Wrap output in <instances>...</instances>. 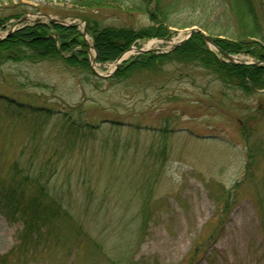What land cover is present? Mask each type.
<instances>
[{
    "label": "rangeland",
    "instance_id": "374dc122",
    "mask_svg": "<svg viewBox=\"0 0 264 264\" xmlns=\"http://www.w3.org/2000/svg\"><path fill=\"white\" fill-rule=\"evenodd\" d=\"M139 1L82 6L73 0H0V19L11 18L0 29V42L13 29L34 26L36 19L48 24L45 16H50L76 26L92 73L107 76L114 64H93L97 52L85 20L100 27H147L151 21ZM184 4V11L171 16L177 27L169 28L170 39L201 29L200 24L215 36L236 37L235 24L214 10L216 0ZM19 14L31 21L16 26L19 19L13 16ZM153 40L158 38L138 48ZM157 46L152 50L171 49L167 42ZM230 55L247 65L259 62ZM102 79L97 88L61 61L0 65V179L12 175L15 163L48 161L56 135L51 122L35 136L29 119L6 111L8 100L56 114L82 104L87 120L101 129L97 141L54 160L59 169L50 183L87 234L102 244L101 259L87 258L83 240H61L57 247L53 240L62 234L57 231L44 245L15 254L13 264H108L107 255L125 264H264L263 92L248 98L225 90L198 65L165 66L122 84ZM34 148L50 154L31 156ZM22 231L21 222L0 212V257L16 251Z\"/></svg>",
    "mask_w": 264,
    "mask_h": 264
},
{
    "label": "trees",
    "instance_id": "16d2710c",
    "mask_svg": "<svg viewBox=\"0 0 264 264\" xmlns=\"http://www.w3.org/2000/svg\"><path fill=\"white\" fill-rule=\"evenodd\" d=\"M73 1L82 6L83 4L92 6L94 3L100 4L102 0ZM139 2L140 11L148 15L151 21V25L147 27L140 29L100 27L97 22L85 20L87 33L92 36L98 55L97 63L103 65L114 62L132 46L140 47L142 41L151 38H169L172 34L169 28L177 27V24L171 21V16L187 8L184 0H140ZM216 2L219 5L215 6L214 10L222 12L223 16H228V19L235 24L236 37L234 34H228L230 38H221L220 35L212 34L213 32L206 26L200 24V28L210 34L216 46L223 52L233 55L246 54L263 63L262 65L226 63L209 50L201 35L195 34L185 45L171 53L163 55L146 53L130 59L106 81L122 84L143 73L158 74L165 66L198 65L214 75L225 90L236 91L248 98L261 92L264 94V11H262L264 0H216ZM21 16L22 14H19L13 18L20 19ZM10 19V17L0 19V29H3ZM73 50L75 52L72 54ZM69 52L70 56H63ZM7 61L35 64L43 61H61L68 69L79 71L88 83L97 88L99 83L104 81L92 73L83 36L75 26L65 27L50 22L16 31L7 40L0 42V65ZM6 111L29 119L27 123L33 126L35 136L38 132L43 133L44 128L53 122L56 135L53 155L48 161L36 166L32 161L29 162L30 165L15 163L11 167L12 175L0 179V212L8 220L23 224L20 245L11 255L0 257V264H13L15 254L28 252L40 243L44 245L52 240L53 234L57 231L62 233L53 240L57 247L61 244V240L67 239L68 242L79 239V243L83 240L87 245V250L84 252L87 258L98 256L101 259L100 254L104 253L102 244L87 234L84 226L65 208L60 199L62 194L50 187L52 178L58 174L57 161L58 163L62 161L66 154L73 153L78 146L83 148L89 142L97 141L101 129L87 120L82 104L66 107L64 112L56 114L52 109L43 111L38 107L30 110L22 104L8 100ZM262 116L264 117L263 114ZM248 119L253 120V117L250 115ZM242 131L244 137H250L248 129L243 128ZM35 139L34 137L33 141ZM31 152V156L39 152L44 156L50 154V151L41 148H34ZM55 159L57 161L54 162ZM105 257L108 264H125V259L114 260L108 255ZM131 264L138 263L131 261Z\"/></svg>",
    "mask_w": 264,
    "mask_h": 264
},
{
    "label": "water",
    "instance_id": "95a60500",
    "mask_svg": "<svg viewBox=\"0 0 264 264\" xmlns=\"http://www.w3.org/2000/svg\"><path fill=\"white\" fill-rule=\"evenodd\" d=\"M46 19H48L50 22H54L56 24H59V25H63V26H70L69 24H66L65 22H61L59 20H56L50 16H45ZM31 20L29 19V17L25 16L23 18H21L20 20L17 21V23L15 24L16 26H20V25H23V24H26L28 22H30ZM42 22V19H36L33 21V23L37 24V23H41ZM16 30L13 29L11 31H9L7 33V37L11 36V34H13ZM85 31H86V28H85ZM85 31H84V34H85ZM195 34H199L202 36L203 40L205 41V43L210 47V49L214 48L217 52H219L220 54H222L224 56V58H226L230 63H233V64H245L247 65V63H244L242 62L240 59L238 58H235L233 57L232 55L228 54V53H225L223 52L220 48H218L213 39L210 38L204 31H202L201 29H198V28H192L190 30H188L186 32V36H184L178 43H176L175 45H173L171 47V49L168 51V52H161V54H165V53H169V52H172L174 50H176L178 47L182 46V45H185ZM163 42H172L173 40L172 39H163L162 40ZM130 51H134L137 55H142V54H145L147 52H150V50H145V49H137V48H131L128 52ZM155 51H159V50H155ZM128 52L122 54L115 62V66H116V69L114 72H112L110 75L106 76V77H110L112 76L118 69L119 65H121L123 62H125L127 60V54ZM97 56V54H96ZM95 62V60H93V63ZM94 73L98 76H100L96 71H94Z\"/></svg>",
    "mask_w": 264,
    "mask_h": 264
},
{
    "label": "bare ground",
    "instance_id": "6f19581e",
    "mask_svg": "<svg viewBox=\"0 0 264 264\" xmlns=\"http://www.w3.org/2000/svg\"><path fill=\"white\" fill-rule=\"evenodd\" d=\"M184 36H180L179 38H177V39H174L172 42H169V43H167V44H169L171 47L173 46V45H175L176 43H178L182 38H183ZM163 42L162 41H159V40H153V41H150L145 47H144V49L145 50H152L153 48H156V46L157 45H159V44H162ZM158 47V46H157ZM135 52L134 51H132V52H129L126 56L127 57H129V56H131V55H133ZM114 67V66H113Z\"/></svg>",
    "mask_w": 264,
    "mask_h": 264
}]
</instances>
